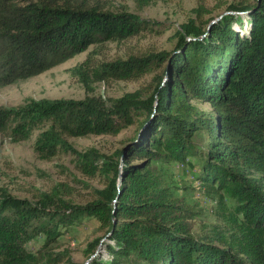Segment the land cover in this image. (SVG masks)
I'll return each mask as SVG.
<instances>
[{
	"label": "trees",
	"instance_id": "1",
	"mask_svg": "<svg viewBox=\"0 0 264 264\" xmlns=\"http://www.w3.org/2000/svg\"><path fill=\"white\" fill-rule=\"evenodd\" d=\"M111 1L0 0V87L40 75L90 46L151 29V22L114 9ZM221 5L226 14L215 21L202 22L207 11L196 10V19L179 26L170 52L98 61L94 51L71 70L89 93L95 83L138 81L161 71L153 86L119 98L28 99L0 107V133L12 143L37 132L40 159L71 153L81 174L103 183L80 205L58 188L37 191L32 200L0 189V264H80L53 246L86 218L105 231L110 256L91 258L95 240L86 251L89 264H264V0ZM136 123L135 137L111 155L77 151L67 142L116 136ZM202 132L207 142L199 149L194 137ZM191 157L199 160L197 181L229 199L240 227L253 233L249 251L227 244L220 233L194 236L183 222L163 174ZM38 237L44 244L33 253L28 244Z\"/></svg>",
	"mask_w": 264,
	"mask_h": 264
},
{
	"label": "rangeland",
	"instance_id": "2",
	"mask_svg": "<svg viewBox=\"0 0 264 264\" xmlns=\"http://www.w3.org/2000/svg\"><path fill=\"white\" fill-rule=\"evenodd\" d=\"M222 1L213 0H112L114 9L126 8L130 13L151 22V29L138 37L121 43H106L101 46H90L85 52L74 56L66 62L52 67L40 75L12 85L0 87V107H15L28 99H65L82 100L86 96H104L119 98L125 93L146 89L156 84L157 74H151L138 81H110L91 85L92 92H87L71 73L87 56L92 60L110 61L125 59L130 55L147 52H170L177 43L176 32L179 26L189 19H196V10L200 7L207 11L201 17L202 22L217 19L226 14ZM252 0H229L230 4L251 2ZM245 26L246 17L240 15ZM236 31H241L238 25ZM244 31V29H243ZM199 110L210 112L211 106L197 100L190 101ZM138 124L121 131L116 136H90L67 138V142L77 151L95 149L100 154L111 155L122 149L126 142L134 138ZM37 132L25 142L12 143L0 133V189L11 196L32 200L37 191H50L58 188L74 204L80 205L92 199L95 191L102 188V179L89 177L77 170V159L71 153L60 151L50 160L40 159L34 152ZM204 132L194 137L195 146L199 149L206 145ZM189 164H171L165 169V186L173 196V202L182 208V220L188 225L191 234L200 236L220 233L221 238L229 245L243 246L249 251V241L253 233L240 227L238 216L233 210V203L216 190L206 189L197 181L199 160L189 158ZM105 231L100 228L98 220L83 219L69 227L54 244L55 251H66L69 258L80 264H89V244L99 240L94 250V258L108 259L106 251L108 240ZM44 244V238L38 237L28 244V250L36 253Z\"/></svg>",
	"mask_w": 264,
	"mask_h": 264
},
{
	"label": "water",
	"instance_id": "3",
	"mask_svg": "<svg viewBox=\"0 0 264 264\" xmlns=\"http://www.w3.org/2000/svg\"><path fill=\"white\" fill-rule=\"evenodd\" d=\"M118 184H120V179H119V181H118ZM93 258H94V256H92Z\"/></svg>",
	"mask_w": 264,
	"mask_h": 264
}]
</instances>
